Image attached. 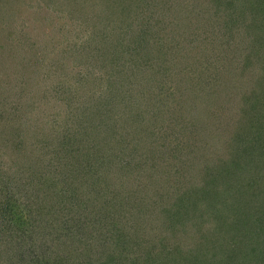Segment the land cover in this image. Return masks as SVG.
<instances>
[{
	"label": "trees",
	"instance_id": "obj_1",
	"mask_svg": "<svg viewBox=\"0 0 264 264\" xmlns=\"http://www.w3.org/2000/svg\"><path fill=\"white\" fill-rule=\"evenodd\" d=\"M0 264H264V0H0Z\"/></svg>",
	"mask_w": 264,
	"mask_h": 264
},
{
	"label": "rangeland",
	"instance_id": "obj_2",
	"mask_svg": "<svg viewBox=\"0 0 264 264\" xmlns=\"http://www.w3.org/2000/svg\"><path fill=\"white\" fill-rule=\"evenodd\" d=\"M235 115H236V114H235ZM239 117H241V116H240V115H238V116L236 115V116H235V118L240 119ZM240 120H243V119L241 118ZM212 134H214V133H212ZM215 134H216V135L223 136V139H222V146L224 145L223 147H226V148H227V145H228V147H229V144H228L227 141H228V139H229L228 136H230V134H228V133L225 134V132H224V133H223V132H220L219 134H218V132H215ZM223 143H224V144H223ZM226 144H227V145H226ZM215 147H216V146H215ZM220 148H221V147H219V149H220ZM212 149H214V147H213V146H210V147L208 148V151H211Z\"/></svg>",
	"mask_w": 264,
	"mask_h": 264
}]
</instances>
